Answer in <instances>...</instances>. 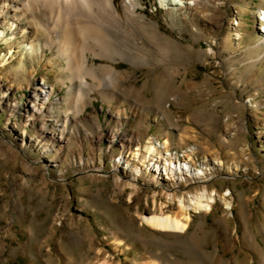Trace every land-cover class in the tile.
I'll use <instances>...</instances> for the list:
<instances>
[{"label":"rangeland","instance_id":"374dc122","mask_svg":"<svg viewBox=\"0 0 264 264\" xmlns=\"http://www.w3.org/2000/svg\"><path fill=\"white\" fill-rule=\"evenodd\" d=\"M139 1L171 47L121 32L116 48L136 39V56L95 59L117 73L87 77L82 98V82L71 84L58 57L65 42L50 9L1 27L0 264H264V0H202L178 16L159 0ZM38 85L50 93L51 117L28 121ZM117 134L125 137L113 141ZM149 140L158 153L139 173L135 154ZM165 147L190 154L193 175L201 168L207 177L168 182L156 171ZM205 187L215 203L188 207L185 232L143 221L184 214L180 199Z\"/></svg>","mask_w":264,"mask_h":264},{"label":"bare ground","instance_id":"6f19581e","mask_svg":"<svg viewBox=\"0 0 264 264\" xmlns=\"http://www.w3.org/2000/svg\"><path fill=\"white\" fill-rule=\"evenodd\" d=\"M201 1L202 0H159V4L161 8L168 11V13L178 16L181 12L192 9L197 4L200 5ZM140 5L141 3L139 0H123L121 11L116 4V0H0V29L8 24L16 29L22 24L21 22L23 19L29 20V17L33 16L36 10L50 9L52 13L49 18L55 23V27L60 29L58 36L65 42L64 46H61L58 51V57L64 56L66 59V66L64 68L65 72L70 74L71 84H74L77 80L82 82L80 90V97L82 98L84 89L89 87L86 81L87 77L90 76L93 77L95 81H100L99 70H104L109 75L117 73V69L114 65H97L94 61L95 59H109L115 62L117 59L114 57L117 55L123 60L132 61L134 56H136L137 53L135 49L137 50L138 46H136L137 48L135 49L133 47V44H137L136 41H134L136 39L132 38L131 46H128L125 51L116 48L114 42L120 38L119 35L121 32L122 35L123 33L128 34L127 36H129V34L130 36L134 35L132 32H136L135 35L139 33L142 36L145 35L144 37H153L155 40L154 42L157 41L160 45L163 41L166 43L167 39L162 36L159 23L149 20L145 14H140L138 11ZM260 16L262 17V21H264V9ZM208 20L216 28L222 26V20L218 15H212ZM28 23H30V21H28ZM39 26L42 27L45 32H49V29L41 22H39ZM135 29L137 30L134 31ZM22 30L24 31L25 29ZM260 33L264 35L263 30H260ZM3 37V31L0 30V39ZM126 40L128 42V39ZM166 44L169 48L171 47L170 43ZM29 45V50H33L34 46L31 44ZM11 55L14 56V54ZM141 58L146 59L145 55H141ZM16 59L18 58H13V60ZM90 59L93 60V63H90ZM56 60L55 58L52 59V65L59 62ZM4 66L5 63H2L1 67ZM99 86H102V83H100ZM71 95H73V87H70V96ZM4 104L6 107L8 106L7 102H4ZM50 108L49 91H47L45 87L38 85L30 94V105L27 111L31 112L32 116L28 121H36L37 119L46 120V117H51L49 116ZM19 110L20 109H15L11 110V112L14 114ZM37 114L39 117L35 118ZM16 126L15 124L14 127ZM122 136L123 135L115 136L113 141L117 140L116 137H118V140L122 139ZM124 137L125 136H123V138ZM60 140L58 141L59 144L63 142L62 140L60 142ZM127 142H129L131 146L132 138H125L122 140V145ZM168 143L169 142L166 141V144ZM165 149L166 154L164 155H166L167 158L164 160L161 158L157 159L156 171L158 174L164 176L168 182L174 184L177 180L182 181V179H184L186 183H189L194 180L199 181L202 177H207L201 168H198V172L196 170V176L193 175V170L188 166L190 164L184 160L185 157H187L192 161L193 158L190 154L186 153L185 155H181L179 152L173 154V152H170L169 148L165 147ZM155 153H158V150L154 146V143L150 140L147 141L145 154H140L139 152L135 154L136 157L137 155L139 158L140 156L143 157V160L138 159L135 169L139 173H142V168L147 166L144 163L145 161L150 159L155 162V158L154 160L152 158ZM126 162L127 164L129 163L128 160ZM206 165H209V163L207 162ZM239 169V166L232 169L230 167L229 171L234 173L235 170L239 171ZM199 192L195 194L189 192L187 193V198L183 197V199H180V208L184 214L167 215L163 212L160 214L152 212L149 216H144L143 221L157 230L176 233L185 232L191 221V216L187 212L189 208L196 212H203L211 210L212 203H215V199L209 195L207 187L204 188L202 193ZM167 195L172 199L176 197L175 194L171 193H167ZM224 200L226 201L227 207L231 208V203L227 202L226 197H224ZM186 203H188V206ZM98 264H107V262L104 261Z\"/></svg>","mask_w":264,"mask_h":264}]
</instances>
